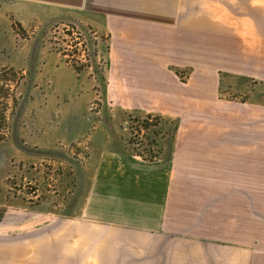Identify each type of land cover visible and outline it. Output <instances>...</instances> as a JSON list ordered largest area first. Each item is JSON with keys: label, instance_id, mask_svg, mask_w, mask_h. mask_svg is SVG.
Wrapping results in <instances>:
<instances>
[{"label": "crops", "instance_id": "obj_1", "mask_svg": "<svg viewBox=\"0 0 264 264\" xmlns=\"http://www.w3.org/2000/svg\"><path fill=\"white\" fill-rule=\"evenodd\" d=\"M62 11L104 38L106 60L104 119L79 101L56 130L87 151L64 190L72 264H264V0H0V47ZM128 116L161 119L158 156L126 150ZM28 217L4 212L2 264H29Z\"/></svg>", "mask_w": 264, "mask_h": 264}, {"label": "rangeland", "instance_id": "obj_2", "mask_svg": "<svg viewBox=\"0 0 264 264\" xmlns=\"http://www.w3.org/2000/svg\"><path fill=\"white\" fill-rule=\"evenodd\" d=\"M47 14L43 22L30 24L27 46L0 47L6 50L0 52V221L7 209L26 208L29 264H72V211L67 207L72 195L64 190L69 170L80 171L87 151L85 145L57 141L56 130L70 127L73 109L82 112L79 101L94 122L104 119V38L72 12ZM11 63L23 65L24 71L7 66ZM70 71L80 77L77 84L86 95H76ZM37 114L43 118L30 121ZM160 122L151 116L126 117V150L158 156ZM2 240L0 252L9 251Z\"/></svg>", "mask_w": 264, "mask_h": 264}, {"label": "trees", "instance_id": "obj_3", "mask_svg": "<svg viewBox=\"0 0 264 264\" xmlns=\"http://www.w3.org/2000/svg\"><path fill=\"white\" fill-rule=\"evenodd\" d=\"M176 73L181 78V73H179V72H176ZM101 82L103 84V93L105 95L106 82H105V78L104 77H101ZM222 87H223V85H222ZM222 87H220V89H219V91H220L219 92L220 97H223L224 96V93L222 91ZM177 124H178V122L177 121H174V122H172V125H171L172 132H171V135H170V138H169V148L170 149L172 148V143L174 141V135H175V131H176Z\"/></svg>", "mask_w": 264, "mask_h": 264}, {"label": "built area", "instance_id": "obj_4", "mask_svg": "<svg viewBox=\"0 0 264 264\" xmlns=\"http://www.w3.org/2000/svg\"><path fill=\"white\" fill-rule=\"evenodd\" d=\"M182 78L184 79L185 77L183 76Z\"/></svg>", "mask_w": 264, "mask_h": 264}]
</instances>
